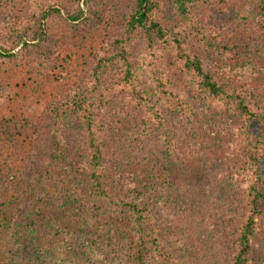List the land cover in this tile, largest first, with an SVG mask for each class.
<instances>
[{
    "label": "trees",
    "instance_id": "1",
    "mask_svg": "<svg viewBox=\"0 0 264 264\" xmlns=\"http://www.w3.org/2000/svg\"><path fill=\"white\" fill-rule=\"evenodd\" d=\"M182 131L235 185L211 246ZM0 264H264V0H0Z\"/></svg>",
    "mask_w": 264,
    "mask_h": 264
},
{
    "label": "rangeland",
    "instance_id": "2",
    "mask_svg": "<svg viewBox=\"0 0 264 264\" xmlns=\"http://www.w3.org/2000/svg\"><path fill=\"white\" fill-rule=\"evenodd\" d=\"M210 1L212 2L213 0ZM122 112L123 109L118 106L116 108V111L112 113L114 119L108 125V132L114 133L116 138L121 135L118 137V140L116 142V147L120 151L119 157L121 158L120 164H118L121 165L124 175L132 174L134 176L135 172H137L138 169L145 168L153 163V161H151L150 159L151 155L149 156L151 150L149 148H146L145 150L135 154L134 149L132 148L133 145L129 143L126 138H124V136H126L125 133L128 132V129L124 131V136H122L123 134H121V132L117 128V125L120 122L119 117L123 115ZM179 139L183 144L185 153L184 157L187 161H189L187 165L188 169L190 170L188 175L185 174L183 177L180 176L181 178L177 179L180 182L179 187L181 190L183 189L184 191L191 192L193 199L197 201L201 208V212L203 213L202 219L205 220L206 223L204 224V226H202V229H200L199 232L203 234V228H209L210 231L214 226L213 230L211 231V240L208 239L207 241L209 246H211V243L215 238L217 242H220V232L226 228L225 222H227L228 219L224 222L220 220V217L223 215V212L226 209L223 208L225 206L221 205L222 202L225 199L232 198L234 199L233 203L231 204L232 207L236 203L235 185H232L226 178L225 173L223 172L224 168L221 167L222 163L217 167H212V165L208 161L207 156L209 155V153H211L212 151L216 152L215 150H213V148H210L212 143L208 146H204L202 150L197 152L192 139L188 135V132H180ZM198 154H200V157L197 156ZM203 159H205V161ZM178 165H180L182 170L185 169V164ZM182 172L183 171L178 173ZM219 206L222 207L217 208ZM182 222L190 227L186 235V239L189 242L192 241L194 243V245L192 246V250L196 253V255H202V249L205 246H202L201 242L196 238L195 233L193 232V230L197 226L189 223L188 219H184L182 220ZM79 249L81 250V247Z\"/></svg>",
    "mask_w": 264,
    "mask_h": 264
}]
</instances>
